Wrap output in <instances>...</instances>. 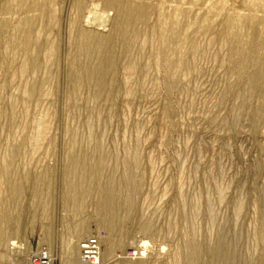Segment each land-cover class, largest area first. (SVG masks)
<instances>
[{
  "label": "rangeland",
  "instance_id": "rangeland-1",
  "mask_svg": "<svg viewBox=\"0 0 264 264\" xmlns=\"http://www.w3.org/2000/svg\"><path fill=\"white\" fill-rule=\"evenodd\" d=\"M117 1L147 15L112 39L107 0H0V264H81L90 235L103 264H264L263 1Z\"/></svg>",
  "mask_w": 264,
  "mask_h": 264
},
{
  "label": "bare ground",
  "instance_id": "bare-ground-1",
  "mask_svg": "<svg viewBox=\"0 0 264 264\" xmlns=\"http://www.w3.org/2000/svg\"><path fill=\"white\" fill-rule=\"evenodd\" d=\"M263 1V4H264V0H262ZM80 3V2H79ZM107 3H109V5L111 4V5H113V6H115L116 8H117V10H116V12H118V14L116 15L117 17H116V22L118 23V28L115 30V32H114V34H113V36H112V39H118L119 37H121L122 38V35H123V33H125V32H123V31H126V29L127 28H129L135 21H140V20H142V19H144L145 17H146V15H147V12L143 9V10H141V9H139V8H135V9H129V8H127V9H125L124 8V6H123V4L121 3V2H119V1H117V0H107ZM114 7V8H115ZM126 10V11H125ZM92 13V12H91ZM98 15H99V13H98ZM95 16V15H94ZM97 16V15H96ZM98 17L99 16H97V19H98ZM102 18V17H101ZM95 19V18H94ZM228 28V27H227ZM226 28V29H227ZM229 29H231V28H229ZM232 31V30H231ZM231 35V34H230ZM81 36V39L84 41L83 43H82V45H80L81 47V51H84V53H89L90 51H91V49H98V51L99 50H103L105 47H107V45H108V43H109V39H107L106 37H97V38H95V37H93V36H91L90 34H88V33H83L82 32V34L80 35ZM129 37V36H128ZM232 37V36H231ZM128 41H130L131 40V38L130 39H127ZM129 43V42H128ZM79 48V49H80ZM254 48V47H253ZM258 48V47H257ZM108 50V49H107ZM104 51H106V50H104ZM254 51V50H253ZM100 52V51H99ZM107 52H109V51H107ZM234 52H236L235 50H234ZM106 52H104V54H105ZM238 53H240L239 55H238ZM237 53V55H238V57H239V63L242 65V63L243 62H245L247 59H248V55L249 54H247V48H246V50L244 49V50H242L241 52H238ZM103 54V55H104ZM234 54V53H233ZM105 56V55H104ZM105 58V57H104ZM108 62H107V60H106V62L108 63V66H107V68L106 69H108V70H112L113 69V66H112V63L111 62H109L110 60L109 59H111V58H109V55H108ZM234 58V57H233ZM236 58V57H235ZM98 62H99V60H98ZM264 62V61H263ZM105 63V62H104ZM103 63V64H104ZM233 63V62H232ZM236 63H237V65H238V62L236 61ZM92 64V63H91ZM98 65V64H97ZM105 66V65H104ZM103 65H102V63L100 62V65L99 66H97V67H93V68H88L87 70H86V74H87V76H89V79L91 80L92 79V77H98L97 79H100L101 77H100V74L102 75V73H103V70L105 69V67H104ZM237 67V66H236ZM242 67V66H241ZM248 76H250L249 77V82H248V88L250 87V88H255V86H256V84H257V82H256V79L260 76H263L264 77V75L261 73V72H258L257 71V74L255 73V75H248ZM248 76H246V78L248 77ZM91 77V78H90ZM88 79V82H87V85H89L88 83L90 82V80ZM93 79H95V78H93ZM103 79V78H102ZM259 79H261V78H259ZM100 81V80H99ZM80 82H82V81H80ZM94 83H97V82H95V81H93ZM92 82V83H93ZM106 82V81H105ZM104 82V83H105ZM246 82H247V79H246ZM100 83V86H102L101 84H102V82H99ZM107 83V82H106ZM247 84V83H246ZM97 85V84H96ZM103 85H105V84H103ZM109 85V84H108ZM105 87H106V85H105ZM262 88V87H261ZM264 88V87H263ZM101 89V88H100ZM103 90V89H102ZM264 90V89H263ZM73 160V159H72ZM73 164L76 166V167H78L79 165H81L82 163H81V161H80V159L79 158H76V159H74L73 160ZM85 167V166H84ZM84 167H81L82 169H81V171H80V180L77 182V183H72L69 187H71L70 189L71 190H73V191H75V190H77V189H79L80 187H82V183H81V181H83V180H81L82 178H84V176L86 175L85 173H86V169H83ZM88 169V168H87ZM85 174V175H84ZM90 175V174H89ZM98 175H99V169H98V167L96 168V169H94L92 172H91V177H94L93 178V180L95 179V178H98ZM90 179H92V178H90ZM127 179V178H126ZM86 180V179H85ZM89 181V180H88ZM128 181V180H127ZM124 182V181H123ZM122 182V183H123ZM129 182V181H128ZM82 184V185H81ZM124 184V183H123ZM115 187H111V186H107L106 188H104V190H103V196H102V198H101V200H100V202L98 203V206H99V209H100V211H101V215H102V217H103V220H104V222H105V224L107 225V226H109V227H111V223H112V215H113V213H114V210H115V207H116V205L118 204V200L120 199V196H119V194L117 193V191L114 189ZM14 190H16V188H14ZM73 191H71V192H73ZM72 195V194H71ZM129 197V196H128ZM71 200H75L74 199V196H71ZM127 201H128V199H126ZM130 202V201H129ZM113 224V223H112ZM110 230V229H109ZM0 239H1V237H0ZM2 240V239H1ZM108 241H110V240H108ZM1 243V242H0ZM113 244L112 242H109V244ZM141 243V245H139V247L138 246H135L134 248V250H135V252H136V254L137 255H139V256H143L144 254H145V251L146 250H144V249H142L143 247H147V245H148V242L147 241H141L140 242ZM114 244H115V242H114ZM118 244V243H117ZM1 245H3V241H2V244ZM1 247V246H0ZM216 248V247H215ZM224 249H226V248H224ZM210 251V253L211 254H214L213 252H214V249L213 250H209ZM216 251V250H215ZM227 251V250H226ZM71 252V251H70ZM69 252V254L70 255H72L73 253H70ZM217 254H220V256H221V258L223 257V255H224V251H223V249L222 250H219V249H217V252H216ZM228 253V252H227ZM215 255V254H214ZM216 256V255H215ZM218 257V256H217ZM79 260H80V257H79ZM81 262V261H80ZM81 264H84V263H82L81 262Z\"/></svg>",
  "mask_w": 264,
  "mask_h": 264
},
{
  "label": "built area",
  "instance_id": "built-area-1",
  "mask_svg": "<svg viewBox=\"0 0 264 264\" xmlns=\"http://www.w3.org/2000/svg\"><path fill=\"white\" fill-rule=\"evenodd\" d=\"M79 257L84 264H103L101 259V247L96 235H90L79 242ZM24 264H53L48 252L40 248L31 252Z\"/></svg>",
  "mask_w": 264,
  "mask_h": 264
}]
</instances>
